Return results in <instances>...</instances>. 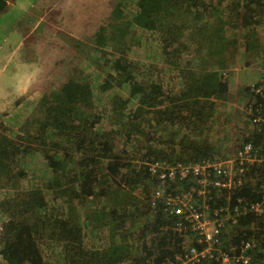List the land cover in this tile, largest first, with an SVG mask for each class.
I'll use <instances>...</instances> for the list:
<instances>
[{
  "label": "trees",
  "instance_id": "16d2710c",
  "mask_svg": "<svg viewBox=\"0 0 264 264\" xmlns=\"http://www.w3.org/2000/svg\"><path fill=\"white\" fill-rule=\"evenodd\" d=\"M7 3L0 0V12ZM111 17L97 27L92 38L96 62L103 63L102 69L91 68L80 81L67 80V84L85 86L89 109L73 99L67 84L51 87L43 110V140L15 161L25 166L19 176L0 173V186L5 189L0 192V217L6 219L0 264H166L194 242L192 234L185 237L174 230L175 218L161 203H151L149 191L158 180L145 163L215 158L213 151L201 147L194 160L183 161L174 146L176 136L205 126L216 106L209 98H199L202 89L208 90L206 96L213 89L210 78L195 82L182 93L183 98H173L175 74L183 66L180 45L187 44L184 34L192 25L201 34L204 25L219 19L242 25V44L254 53L258 39L249 25L264 23V0H116ZM230 30L226 29L227 34H232ZM163 36L169 41L163 43ZM232 38L236 41L234 35ZM109 49L120 51L122 57L111 58L114 54ZM217 87L226 94L225 81ZM256 100L264 104V96L258 95ZM118 106H124L121 113L134 106L144 131L138 145L130 135L138 123L129 126V119L123 121V115L113 112ZM96 128L98 137L92 135L94 131L88 135ZM150 129L159 131L150 135ZM127 139L124 148L122 141ZM245 141L258 152L264 151V131L254 129L241 143ZM255 171L256 167L249 173ZM25 178L29 185L19 192L25 189ZM167 184L168 191L176 192L187 181ZM28 196L37 206L34 224L23 219ZM212 196L211 208L225 205L226 191H212ZM237 196L257 197L250 184L230 192V203ZM78 199H97L98 206L71 217ZM233 227L224 246H238L241 239L252 235L256 240L264 233V218L245 213ZM262 250L264 243L254 249L252 264H260ZM200 264L212 261L205 258Z\"/></svg>",
  "mask_w": 264,
  "mask_h": 264
},
{
  "label": "rangeland",
  "instance_id": "374dc122",
  "mask_svg": "<svg viewBox=\"0 0 264 264\" xmlns=\"http://www.w3.org/2000/svg\"><path fill=\"white\" fill-rule=\"evenodd\" d=\"M115 7L116 0H8L6 9L0 12L1 174L19 176L25 166H18L15 161L20 160L24 151L36 148L43 140L42 119L47 90L53 86L62 88L70 77L80 81L92 72L91 68L102 69L103 63L96 62L93 33L99 25L112 20ZM230 23L212 20L203 26L201 34L195 33L198 26L192 25L184 34L188 39L187 44L180 45L183 66L179 75L175 74L177 87L173 98H183L182 93L200 79H212L210 84H214V87L210 94L206 96L208 90L202 89L198 97L202 100L209 98L216 105L212 119L205 126L174 139L176 151L183 161L194 160L196 151L201 147L213 151L216 158L227 159L251 134L252 125L248 116L252 102L250 86L264 78V23L253 21L248 26L254 28L257 34L259 47L254 53L247 52L242 44L239 32L242 25L233 22L235 25L232 26ZM228 28L232 34H227ZM160 39L163 43L169 41L165 36ZM114 50L109 49L114 54L111 58L122 57L120 51ZM220 81L227 83L226 94L217 89ZM75 84H67L72 87L71 96L88 110L87 89ZM123 107L118 106L113 112L123 115V121L129 119L126 121L129 126L136 125L139 118L133 112L134 106L121 113ZM142 126L139 122L130 132L131 140L136 145L144 135ZM97 128L89 131L88 135L93 131L95 133ZM150 131V135H154L159 130ZM92 135L96 137L98 133ZM126 142L128 139L122 141L124 148ZM2 151L7 155H1ZM26 178L23 181L25 189H19V192L29 185ZM3 190L0 186V192ZM97 206V199H78L71 217ZM36 208L33 197L24 198L23 219L30 224L36 220ZM5 222L6 219L0 217V240L5 233ZM188 239L191 241L190 237ZM228 239L230 234L224 235L226 243Z\"/></svg>",
  "mask_w": 264,
  "mask_h": 264
},
{
  "label": "built area",
  "instance_id": "2783aa9c",
  "mask_svg": "<svg viewBox=\"0 0 264 264\" xmlns=\"http://www.w3.org/2000/svg\"><path fill=\"white\" fill-rule=\"evenodd\" d=\"M250 91L252 102L248 116L252 134L254 129L264 131V104L256 100V96H264V78L251 85ZM145 164L158 180L149 193L151 203H161L162 209L174 216L173 228L180 235L192 234L194 238L192 245L183 253L175 254L166 264H200L205 258L212 264H252L256 258L254 253H257L254 249L264 243V233L257 238L259 241L252 235L241 239L238 246H224L223 243L224 235L234 229L238 216L253 213L259 219L264 218V151L258 152L251 142L245 141L227 159L215 157L174 163L156 160ZM254 167L255 173H249ZM175 180L187 181L186 187L176 192L168 191L167 183ZM245 184H250L257 197L237 196L230 203V192ZM212 191H226L224 206L211 208ZM260 264H264V250Z\"/></svg>",
  "mask_w": 264,
  "mask_h": 264
},
{
  "label": "crops",
  "instance_id": "0c3cea01",
  "mask_svg": "<svg viewBox=\"0 0 264 264\" xmlns=\"http://www.w3.org/2000/svg\"><path fill=\"white\" fill-rule=\"evenodd\" d=\"M215 73H213V75H214ZM217 76V75H216ZM218 88V87H217ZM216 89V88H215Z\"/></svg>",
  "mask_w": 264,
  "mask_h": 264
}]
</instances>
